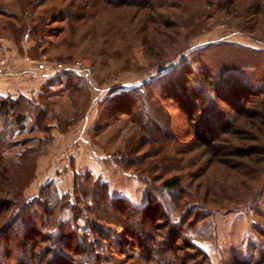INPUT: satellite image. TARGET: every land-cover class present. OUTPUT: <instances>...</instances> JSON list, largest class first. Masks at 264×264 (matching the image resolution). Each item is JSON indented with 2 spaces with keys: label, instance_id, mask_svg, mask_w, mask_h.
Instances as JSON below:
<instances>
[{
  "label": "rangeland",
  "instance_id": "1",
  "mask_svg": "<svg viewBox=\"0 0 264 264\" xmlns=\"http://www.w3.org/2000/svg\"><path fill=\"white\" fill-rule=\"evenodd\" d=\"M19 1L0 0V10L4 11L0 13V58L9 60L13 74L14 60L20 61L25 55L53 68L54 73V78L47 80L52 86L50 96L43 102L49 110L39 123L42 127L51 124L50 137L26 121L24 130L9 138L17 149L37 145L39 137L45 139L42 144L45 153L36 160L34 177L23 190L24 200L36 196L41 187L52 183L51 187L59 194L66 195L64 198H72L77 206L84 208L91 196L94 198V192H98V186H90L93 178L106 183L108 200L99 206L105 211L99 216V222L88 211L95 232L91 231L85 217L78 221L77 227L79 235L85 236L87 243L91 242L90 248L98 257V264L264 263V212H260V206L264 207V194L262 200L255 202H251L252 198L243 200L244 197L230 195L234 189H230L229 184L239 183L243 160L226 149L222 141L213 143L216 144L213 154L211 147L199 146L195 137L199 116L197 113L188 116L182 110L189 101L188 94L193 92L199 96V92L189 88L186 94L178 82L180 77L189 83L197 76L201 80V66L217 68L221 61L248 57V51L231 46L202 49L207 43L219 41L264 50V28L252 29L254 19L258 18L253 13L255 7L242 6V0H228L236 7L234 13L228 10V3L186 1L187 13L200 9L201 17L194 21L191 29L180 30L175 45L152 57L144 44L141 22L144 12L136 8L120 5L110 8V13L96 15L99 29L106 21L117 29V35L104 48L107 52L101 55L92 49L93 35L96 45L104 46V40L98 38L99 31L92 34L85 29L79 33L70 30L66 1L32 0L24 14L20 12ZM257 1L263 8L264 0ZM162 2L157 0L155 8L158 4L162 6ZM46 9L45 32L37 38L26 35L35 24L36 16ZM157 9L162 13L168 11L165 7ZM176 13L178 20L187 19L185 13L182 16ZM19 26L24 34L15 37L14 27ZM185 55L183 65L188 66L186 71L191 73L188 77V72L180 68H174L171 76L164 74ZM164 59L170 61L161 64ZM31 73L24 72L22 76L29 78ZM247 73L253 78L252 85L263 83L264 69ZM13 74L0 77L8 79ZM172 83L180 88L174 87L172 92L177 97L169 99L166 89ZM204 84L206 93L201 97L210 100L213 88ZM5 97H0V109ZM263 103L254 98V102L242 105L250 111H259L264 109ZM194 105L202 107L200 100ZM218 105L225 111L227 121L235 119L232 107L220 100ZM54 130L58 133H53ZM173 175L181 177L183 195L197 192L202 204L203 195L210 199L205 204L208 212L203 214L197 208V214L190 216L189 210L185 213L173 210L172 204L178 202L175 196L180 193L161 189V181ZM48 191L50 188L45 193ZM222 193H227L224 196L231 201L222 199ZM97 196L102 198V194ZM114 198L123 199L118 205L127 210L124 215L111 207ZM179 198L184 200L182 196ZM211 201L216 204H210ZM164 202L169 207H164ZM68 213L69 210H63L56 217L67 218ZM128 215L131 217L124 227L120 221ZM132 229L136 230L134 235ZM21 232L22 227L14 226L5 233L7 239L0 241V254L7 264H16L12 258L13 252L20 250ZM44 235L49 239L45 245L51 247L53 236ZM23 244L25 247L20 253L25 254L28 242L24 240ZM11 250L13 254L8 256L6 251Z\"/></svg>",
  "mask_w": 264,
  "mask_h": 264
},
{
  "label": "trees",
  "instance_id": "2",
  "mask_svg": "<svg viewBox=\"0 0 264 264\" xmlns=\"http://www.w3.org/2000/svg\"><path fill=\"white\" fill-rule=\"evenodd\" d=\"M64 1L68 4L67 9L69 8L68 13H66V20L70 30L74 33H79L85 29L86 32L92 34L93 32L95 33V30H97V32L99 31L98 38L101 37V39L104 40L102 43L104 46L100 47L96 45L94 41L95 35H93L92 49H94L95 53L101 55L107 52L104 48L108 45V41L112 40L117 35V29L113 23L110 24L107 23V21L105 24H102L103 28L99 29L98 26L100 23L99 21L96 22V15L106 11L110 13L112 11L110 8H116L121 5L127 8H136L138 12H144L141 19L142 25H144V44L148 51L151 52L152 57L159 56L166 47L175 45L178 37L181 35L180 30L191 29L194 25V21L202 15L200 9H194V13L191 14L187 13L186 1L189 0H163L162 6L158 4L157 8L165 7L166 10H168L167 13L158 12V9L155 8L157 0ZM19 2L21 8L20 12L23 14L28 12L27 8L32 4V0H20ZM216 2L220 5L228 3V10L236 13V7L233 6L231 1L227 0L224 3V0H216ZM240 3L245 7H255L253 13L258 16V18L254 19L252 29L258 28L259 31L260 28H264V7L262 8L257 0H242ZM47 11L48 9L42 10L39 15L36 16L35 24L30 27L26 35L29 34L37 38L45 32L46 25L44 23ZM176 11H178L181 16L182 13H185L187 19L182 20V18H180L178 20V13H176ZM0 13L3 14L4 11L0 10ZM172 17L174 19H172ZM14 32L17 34L15 37L24 34L20 26L14 27ZM100 32L104 34H100ZM222 45L234 47L236 50L248 51L250 55L247 52L248 57H245V60L227 59L226 62L221 61L218 66H216L217 68H213L210 65L201 66L199 68L202 76L201 80L197 76L195 80H193V83H189L187 79L185 80L184 77H180V81L178 80V82H180L181 88L172 83L170 87L166 89V96L169 99L177 97L176 94L172 92L174 87L182 89L186 94L190 92L188 91L189 88L194 92L200 93H198L199 96H197L193 92H190L188 94L190 95V97H188L190 102L187 101L182 107V110H184L183 112H187L188 116H194V113H197V116H199V126L197 125V131L195 132L196 142L199 143L201 147H211L212 149H210V152L213 154V148L216 147V144L213 143L222 141L226 149H230L232 153L238 154L237 156L243 160L239 168L242 173L239 174L241 177L239 178V183L234 182L229 184V188L232 190L234 189L233 193L230 195L235 196L236 194V196H239L241 199L244 197L243 200H250L252 198L253 201L251 200V202L260 201L264 194V109L250 111L249 108H245L242 104L252 103L254 102V98L264 102V81L259 86L252 85L251 81L253 78L247 73L250 70L261 71L264 69V50L219 41L207 43L202 49L205 50L213 46L220 47ZM185 57L186 55L179 58L174 66L164 74L171 76V71L174 68H180L188 72L186 74V77H188L191 73L190 71H186L189 67L183 65ZM169 61L170 59H164L161 64ZM68 73L71 72L69 71ZM211 77L213 79H211ZM177 78H179V75ZM50 82H46V84L43 85L41 94L37 99L28 98L23 95L15 98L5 97L2 99L0 109V241L2 239H7L5 233L14 226L15 228L22 227V237H20L21 241L18 244L21 246L19 248L20 250L18 252H13L12 250L6 251L8 256L14 253L12 260L16 264H91L93 262L98 264V257H96L94 250L90 248L91 242L87 243L86 237L79 235L77 227L78 221L82 217H85V221L91 225V231L95 232V224L89 219L90 217L88 214L90 212L95 215L96 221L101 219L99 216L105 211L99 208V206L103 202L107 203L108 200H106V183L101 182L98 177L95 179L93 178L90 186H98L96 188L98 192L96 193L102 194V198L101 196L97 198L98 196L94 192V198H97V200L95 201L93 196H91V200L84 208H81L80 205H78V207L74 199L64 198L66 195L59 194L51 187L53 186L52 183H48L41 187L36 196L28 200H24L23 198V190L30 184L34 177L36 160L40 155L45 153V149L42 147V144L45 143V139L39 137L37 139V145L17 149V145L11 144L9 138L12 134L23 131L26 121L31 122L33 127L39 131L45 132V134L50 137L51 124L46 123L43 127L39 125V123H41V118L44 117L43 119H45V115L49 110L47 105L43 104V102L50 96L49 94L52 90V86L49 84ZM204 82L210 84L211 88H213L211 91L214 95L213 97L211 96L210 100H205V98L201 97V94L206 93ZM196 100H200L202 107L195 108L194 102ZM218 100L232 107V110L236 113L235 119L233 118L227 121L225 117L226 113L218 105ZM55 127L59 130L58 125ZM5 133L8 134L6 137H4ZM89 175L92 176L90 173ZM180 180L181 177L179 175H173L161 181V189L164 191L180 193L179 196H175L178 202L172 204L171 207L174 208L173 210L182 211V213L189 210L190 216L197 214L195 212L197 208L199 211L202 210L201 212H203V214L208 212L205 204L209 203L208 201H210V199H207V196L203 195V205L199 202L197 192H195V195L191 194V191L183 195L182 193L185 188L181 187ZM49 188L50 191L45 193ZM237 188L239 192L235 190ZM41 194L46 195L42 196ZM226 194L227 193L221 194L222 199L227 198L224 196ZM103 195H105L104 200ZM180 196L184 197V200H180ZM227 199L231 201L229 198ZM121 201H123L122 198H114L111 200L110 205L122 216L125 214L124 212L126 209L118 205ZM210 204L215 205L216 202L211 201ZM241 204H243L242 200L240 202V205ZM163 205L164 207H169L167 202H164ZM262 205L260 206V212H264V207ZM220 208L225 209L224 207ZM63 210H69L68 217H56V215L58 213L61 214ZM168 214H170V212ZM154 215L151 216V218H153ZM129 217L131 216H124L123 221H120L124 227L127 225ZM41 231L46 232L44 234H48L50 237L53 236L54 242L51 241V247L45 245L48 243L49 239L45 237L44 234H40ZM131 232L132 235H134L136 230L132 229ZM24 240L28 242L26 245L27 253L25 254L20 253L23 252V247H25L23 244ZM0 264H7L1 254Z\"/></svg>",
  "mask_w": 264,
  "mask_h": 264
},
{
  "label": "crops",
  "instance_id": "3",
  "mask_svg": "<svg viewBox=\"0 0 264 264\" xmlns=\"http://www.w3.org/2000/svg\"><path fill=\"white\" fill-rule=\"evenodd\" d=\"M14 76L11 78L0 77V97L11 96L13 98L23 95L37 99L41 94V88L47 80L54 78L53 68H48L44 63L31 59L27 55L20 57V61L14 60ZM32 72L31 76L23 77L24 72ZM27 78V79H26ZM53 133L57 134L56 130Z\"/></svg>",
  "mask_w": 264,
  "mask_h": 264
},
{
  "label": "built area",
  "instance_id": "4",
  "mask_svg": "<svg viewBox=\"0 0 264 264\" xmlns=\"http://www.w3.org/2000/svg\"><path fill=\"white\" fill-rule=\"evenodd\" d=\"M10 70L9 60L5 58H0V76L12 75Z\"/></svg>",
  "mask_w": 264,
  "mask_h": 264
}]
</instances>
